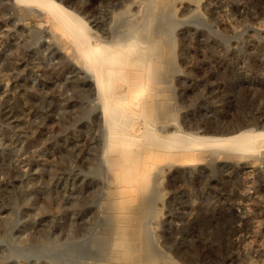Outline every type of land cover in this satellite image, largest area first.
Here are the masks:
<instances>
[{
  "label": "rangeland",
  "instance_id": "1",
  "mask_svg": "<svg viewBox=\"0 0 264 264\" xmlns=\"http://www.w3.org/2000/svg\"><path fill=\"white\" fill-rule=\"evenodd\" d=\"M56 1L101 43L134 25L145 36L142 64L114 79L128 133L144 136L130 157L108 148L70 39L37 4L0 0V264H264V146L174 134L264 130V0ZM145 123L181 145L157 147Z\"/></svg>",
  "mask_w": 264,
  "mask_h": 264
},
{
  "label": "bare ground",
  "instance_id": "2",
  "mask_svg": "<svg viewBox=\"0 0 264 264\" xmlns=\"http://www.w3.org/2000/svg\"><path fill=\"white\" fill-rule=\"evenodd\" d=\"M14 1H20V2H24L25 3H33V4H37L39 7L44 8L43 10L47 11L50 18L52 19V22H54V25L58 28V30H61L62 32H64L66 34V36L68 37V39H70V41L72 42L73 46H74V50L77 53L79 60L81 61L82 65L84 67H86L87 69L90 70L92 76L94 77L95 80V85L97 88V92L99 93V96H101V103H103L102 106V112H103V116H104V124L107 126V130H108V135L110 137V141L113 142L111 140V138L113 139L114 137H116L115 142L113 143H109L108 148H114V147H119L120 152H124L126 154V156H131L133 152L131 151H126V144L128 143L129 139H134L136 143H138L140 140V136L141 134L143 135L144 133H140L138 135L127 131V125H128V111L130 108V101L128 100V92L126 90H122V89H117L114 87V79L115 77L119 76L122 74L121 71L124 70V68H126L125 66L129 65L130 63L134 62L137 65H141L142 62L144 61V54H145V47H146V43H145V39L142 35V32L139 31V29L135 28L136 25H134L133 28L129 29V31H127V34L125 33L124 37L121 38L119 36L120 39H113V41L111 42H104L101 43L103 41L99 40V36L98 38L96 36H93L92 34L89 33V29L88 26L86 25L83 20L78 14H76L74 11H72L70 8L66 7L65 5H63L60 2H57L56 0H14ZM151 3V2H150ZM149 3V4H150ZM36 7V6H35ZM37 8V7H36ZM42 8H38L41 9ZM147 9V8H146ZM150 12V11H149ZM152 12V11H151ZM143 13V11L141 12ZM145 13V12H144ZM148 13V12H147ZM146 16V15H145ZM143 15H141L140 18L145 17ZM148 17V16H147ZM150 17L147 18V20ZM145 19V18H143ZM137 21V20H136ZM135 21V22H136ZM143 21V20H142ZM147 23V22H146ZM139 24V22H138ZM149 24V22H148ZM143 27V26H142ZM141 27V28H142ZM140 28V29H141ZM142 31V30H141ZM145 32V31H144ZM148 33V32H147ZM146 33V34H147ZM145 35V33H144ZM148 35V34H147ZM162 36V35H161ZM65 37V35L63 36ZM113 38V37H112ZM111 38V39H112ZM148 38V37H147ZM156 38V37H155ZM150 39V38H149ZM66 40V38H65ZM103 40V39H102ZM69 41V42H70ZM148 43V42H147ZM157 44V43H156ZM153 45V44H152ZM159 54V53H158ZM75 56V55H74ZM148 56V54H147ZM154 56V55H153ZM155 58V57H153ZM146 60V59H145ZM154 61V60H153ZM80 64V63H79ZM114 65V66H113ZM134 65V64H133ZM136 65V66H137ZM145 65V64H144ZM147 66V65H146ZM158 66V65H157ZM82 67V66H81ZM138 67V66H137ZM154 67V66H153ZM159 67V66H158ZM157 67V68H158ZM156 68V67H155ZM119 69V70H118ZM133 70H135V68H133ZM139 71V69H137ZM159 70V69H158ZM89 72V71H87ZM128 72V71H127ZM147 72V71H146ZM152 73V72H151ZM125 74V73H124ZM144 74V73H143ZM142 74V75H143ZM146 74V73H145ZM141 75V74H140ZM144 78V76H143ZM142 78V79H143ZM147 78V77H146ZM145 78V79H146ZM118 79V78H117ZM141 79V80H142ZM128 80V79H127ZM139 81V79H137ZM135 81V80H134ZM133 81V82H134ZM143 81V80H142ZM140 82V81H139ZM149 82V81H148ZM124 83V82H123ZM122 83V84H123ZM121 84V83H120ZM118 84L120 87L121 85ZM128 84V83H127ZM137 84V83H136ZM149 84V83H148ZM144 85V84H143ZM128 87V86H127ZM147 87V86H146ZM145 87V88H146ZM145 88H141V89H145ZM132 90V89H131ZM136 90V89H134ZM141 92V91H140ZM146 92V91H145ZM148 92V91H147ZM144 93V92H143ZM152 94V93H151ZM155 94V92H154ZM142 95V93H141ZM146 97V96H145ZM146 99V98H145ZM136 99H134L135 101ZM143 100V99H142ZM141 100V101H142ZM132 101V100H131ZM133 101V102H134ZM143 104V102H142ZM141 104V105H142ZM153 104V103H152ZM133 105V104H132ZM140 106V105H139ZM134 107V106H133ZM132 107V108H133ZM141 108V107H140ZM143 108V107H142ZM128 109V110H127ZM145 109V108H144ZM143 110V109H142ZM143 112V111H140ZM138 113V112H137ZM143 114V113H142ZM154 114V113H153ZM130 116V115H129ZM144 116V115H143ZM131 117V116H130ZM136 117V116H135ZM130 119V118H129ZM132 119V118H131ZM137 119V117H136ZM135 119V120H136ZM149 119V118H148ZM128 120V121H127ZM134 120V119H133ZM145 120V118H144ZM153 120V119H152ZM138 121V119H137ZM151 121V120H150ZM152 122V121H151ZM155 122V121H154ZM140 125V124H139ZM143 126V125H142ZM129 127V126H128ZM141 128V127H140ZM144 128V127H143ZM145 128L149 129V131L147 132V135L145 137H148V140H153L154 142L158 143L161 142L162 147L165 145V147H169L171 144L174 142H176L175 140L178 141V139L182 136V134H185L184 136H187L188 138L192 139H196L194 141H196V145H194V147L198 146L199 148H204L205 146L208 147L209 146H218V147H224L227 150H232V151H245V152H252V151H258L259 149H261L260 147L264 146V130H257L254 128H250V127H246V128H237L234 130H229L226 132H220V133H215V134H206V135H200L197 136L195 134H190L189 132H186L185 130L179 128L178 130H175L176 132H174L175 135H181L177 136V138L175 139L174 137H172L174 140V142L170 141V137L169 135H166L165 137H161L158 136L157 134L154 133V131L150 130V125H148V123H145ZM139 129V128H138ZM137 129V130H138ZM156 130V129H155ZM162 130V129H161ZM140 131V130H139ZM163 131V130H162ZM161 131V132H162ZM173 131V130H172ZM166 132V131H165ZM163 133V132H162ZM161 134V133H160ZM166 134V133H164ZM168 134V133H167ZM189 134V135H186ZM107 136V135H106ZM144 136V135H143ZM163 136V135H162ZM108 137V136H107ZM106 137V138H107ZM144 137H142V141L147 140L143 139ZM159 138V139H158ZM170 138V139H169ZM185 138V137H183ZM183 138H181L182 143L183 142ZM187 138V141H188ZM115 139V138H114ZM186 139V138H185ZM138 140V142L136 141ZM147 140V141H148ZM156 140V141H155ZM161 140V141H160ZM153 141H151L153 143ZM180 141V140H179ZM178 141L177 144H180ZM190 141V140H189ZM134 142V141H133ZM134 142V143H135ZM171 142V143H170ZM192 143V141H190ZM188 142V143H190ZM132 143V144H134ZM141 143V142H139ZM144 143V142H143ZM154 143V144H156ZM158 143L156 144L158 147ZM188 143H185L187 146L191 145ZM147 144L144 143V145ZM172 144V145H173ZM129 145V144H128ZM139 145V144H138ZM143 145V144H142ZM148 145H150L148 143ZM154 145V146H156ZM168 145V146H166ZM181 145V144H180ZM136 144H134V148H135ZM129 147V146H128ZM131 147V144H130ZM133 147V146H132ZM136 147H140L141 149V145L140 146H136ZM144 147V146H143ZM154 147V148H157ZM161 147V148H162ZM164 147V148H165ZM179 147V146H178ZM184 147V145L182 144L181 148ZM186 147V146H185ZM193 147V144L191 146V148ZM151 148V147H150ZM105 149V148H104ZM107 149V148H106ZM136 149V148H135ZM168 149V148H167ZM153 150V148L151 149ZM104 151V150H103ZM118 151V150H117ZM154 151V150H153ZM105 152V151H104ZM114 152V150L112 151ZM260 152V151H259ZM256 153V152H255ZM151 154V152H150ZM108 155V154H107ZM106 155V156H107ZM112 155V154H111ZM146 155V154H145ZM153 155V154H152ZM114 156V155H112ZM140 157H142V155L139 154ZM118 157V156H117ZM137 157V155H136ZM135 157V158H136ZM139 157V159H140ZM111 158V157H110ZM108 158V160L110 159ZM118 159V158H117ZM116 159V160H117ZM123 159V158H122ZM119 160V159H118ZM142 160V159H141ZM152 160V159H151ZM150 160V161H151ZM110 161V160H109ZM121 161V160H120ZM123 163L125 160H122ZM121 161V162H122ZM130 161V160H129ZM147 161V160H146ZM111 162V161H110ZM108 162V163H110ZM117 162V161H116ZM120 162V163H121ZM143 162V161H142ZM153 162V161H152ZM115 163V162H114ZM163 162H161L162 164ZM140 164V162H139ZM138 164V166H139ZM159 164V163H158ZM127 165V164H126ZM132 165V164H131ZM130 165V166H131ZM157 165V163H156ZM113 166V165H112ZM123 166H125L123 164ZM133 166V165H132ZM122 167V165H121ZM134 167V166H133ZM111 169H113V167L110 166ZM136 169V167H134ZM133 168V170H134ZM139 168V167H138ZM110 170V169H109ZM115 170V169H114ZM113 170V172H114ZM117 168H116V173L117 172ZM123 170V169H122ZM125 170V169H124ZM139 170V169H138ZM146 170V169H145ZM153 170V168H152ZM126 171V170H125ZM124 171V172H125ZM132 171V170H131ZM137 171V170H135ZM155 171V170H154ZM111 172V171H110ZM124 172L121 173V175H123L124 177ZM130 172V170H129ZM149 172V171H148ZM151 172V171H150ZM140 173V172H139ZM132 174H135L132 172ZM149 174V173H148ZM147 174V175H148ZM118 175V174H117ZM142 175V174H141ZM150 175V174H149ZM128 176V175H127ZM144 176V174H143ZM136 177V176H135ZM130 178H132L130 176ZM137 178V182H135V184H137L139 182L138 177ZM140 178V176H139ZM124 179V178H123ZM128 179V177H127ZM122 180V179H121ZM125 180V179H124ZM133 182V180H132ZM125 184V183H124ZM134 184V183H133ZM123 185V184H122ZM121 185V186H122ZM130 185V184H129ZM128 185V186H129ZM139 185V183H138ZM137 185L134 186L136 188H139ZM127 187V185H126ZM132 187V186H131ZM128 190V189H127ZM136 190V189H135ZM138 192V191H137ZM136 193V192H135ZM139 194V193H138ZM137 194V195H138ZM126 195V194H125ZM136 195V197H137ZM131 196V195H130ZM139 197V196H138ZM132 204V203H131ZM133 205V204H132ZM131 205V206H132ZM141 207V206H140ZM139 207V208H140ZM139 210V209H138ZM142 210V209H141ZM143 213V212H142ZM140 215V214H138ZM139 217V216H138ZM137 219V218H136ZM139 222V221H138ZM142 226V225H141ZM140 226V227H141ZM136 227V226H134ZM139 228V227H138ZM137 231V230H136ZM141 231V230H140ZM138 231V232H140ZM125 233V232H124ZM137 235V234H136ZM137 239V238H136ZM135 240V239H134ZM138 240H136L137 242ZM141 242V241H139ZM137 245V244H136ZM124 247V246H123ZM140 247V244H139ZM139 249V248H137ZM141 249V247H140ZM139 249V250H140ZM134 250V249H132ZM127 251V250H126ZM136 251V250H135ZM141 251V250H140ZM143 251V250H142ZM141 251V252H142ZM138 252V251H137ZM144 252V251H143ZM140 253V252H139ZM141 254V253H140ZM139 255V254H138ZM149 255V254H148ZM152 255V254H151ZM142 256V255H141ZM132 257V255H131ZM139 257V256H138ZM140 258V257H139ZM145 259L147 258L146 256L144 257ZM141 259V258H140ZM150 259V258H149ZM143 261V257L141 259ZM140 260V261H141ZM138 261V262H140ZM153 262V261H152ZM151 262V264H152ZM134 263V262H133ZM142 263V262H140Z\"/></svg>",
  "mask_w": 264,
  "mask_h": 264
}]
</instances>
